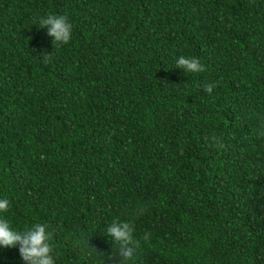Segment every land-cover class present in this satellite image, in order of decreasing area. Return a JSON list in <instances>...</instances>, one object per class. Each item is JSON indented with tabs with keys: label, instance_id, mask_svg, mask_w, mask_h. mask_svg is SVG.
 I'll return each mask as SVG.
<instances>
[{
	"label": "trees",
	"instance_id": "obj_1",
	"mask_svg": "<svg viewBox=\"0 0 264 264\" xmlns=\"http://www.w3.org/2000/svg\"><path fill=\"white\" fill-rule=\"evenodd\" d=\"M262 132L264 0H0V215L48 224L56 264H117L106 227L137 207L129 264H264Z\"/></svg>",
	"mask_w": 264,
	"mask_h": 264
},
{
	"label": "clouds",
	"instance_id": "obj_2",
	"mask_svg": "<svg viewBox=\"0 0 264 264\" xmlns=\"http://www.w3.org/2000/svg\"><path fill=\"white\" fill-rule=\"evenodd\" d=\"M39 28L47 29V35L52 38L54 46L66 45L72 38V24L66 15L47 14L38 18ZM51 55L45 54L43 58L49 59ZM175 68L181 69L184 73H199L206 69L201 64L199 58L194 56L181 55L176 59ZM216 84H207L204 91L211 94ZM264 135V132L261 133ZM209 143L218 149H223L225 144L223 141L212 135L208 138ZM10 207V201L0 198V214L7 213ZM146 209L137 207L133 209L127 220L113 219L106 227L105 235H107L113 245L116 246V253H112L108 257V261H113L118 256L117 264H129L138 255L141 248V242L134 235L135 218L142 215ZM48 224L35 223L31 226L24 227L23 230L13 229L10 222L0 215V247L14 248L18 247L21 259L25 264H56L57 257L55 255V246L53 244L54 233L49 230ZM150 233L145 232L143 240L147 243L150 241ZM89 246V240H86ZM97 251L94 247H90ZM101 255H104L100 253ZM105 264V261H104Z\"/></svg>",
	"mask_w": 264,
	"mask_h": 264
}]
</instances>
